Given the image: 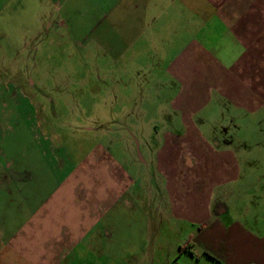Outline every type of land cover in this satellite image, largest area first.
Masks as SVG:
<instances>
[{
	"label": "crops",
	"instance_id": "obj_1",
	"mask_svg": "<svg viewBox=\"0 0 264 264\" xmlns=\"http://www.w3.org/2000/svg\"><path fill=\"white\" fill-rule=\"evenodd\" d=\"M32 1L84 25L95 123L42 137L1 62L0 264H264V0Z\"/></svg>",
	"mask_w": 264,
	"mask_h": 264
},
{
	"label": "rangeland",
	"instance_id": "obj_2",
	"mask_svg": "<svg viewBox=\"0 0 264 264\" xmlns=\"http://www.w3.org/2000/svg\"><path fill=\"white\" fill-rule=\"evenodd\" d=\"M7 3L8 6H0V44L6 45L9 50L4 55L0 52V64L3 61L9 68L17 69L18 64L22 63L29 77L39 82V88L34 89V96L39 101L36 127L41 136L47 137L45 134L51 131L54 133V129L63 132L73 127L93 126L95 120L88 116L87 97L83 93L84 89L88 90L87 86L72 85L76 78L85 77L87 72L83 65L92 63L89 56L80 53L83 45L90 46L88 37H84V25L78 29L73 28L65 21L66 16L58 15L59 8L54 7V35L50 34L52 30L46 33L39 28L33 34V26L38 21L41 7L26 5L34 3L32 0H12ZM21 44H25V50L17 49ZM34 45L35 48L31 50ZM23 68L16 73V77L25 70ZM48 140L53 146L60 144L66 149L72 144H84L82 149L85 151L90 145L89 141L84 143L61 135L58 138L53 135L51 139L49 136ZM33 204L34 198L29 199L28 207ZM155 225L158 226L157 223ZM176 234L163 230L149 232V236L157 240L170 239Z\"/></svg>",
	"mask_w": 264,
	"mask_h": 264
}]
</instances>
